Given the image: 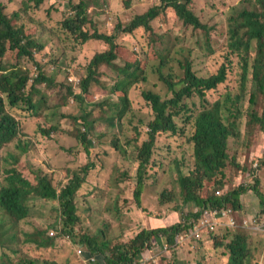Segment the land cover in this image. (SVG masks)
<instances>
[{"label":"rangeland","instance_id":"rangeland-1","mask_svg":"<svg viewBox=\"0 0 264 264\" xmlns=\"http://www.w3.org/2000/svg\"><path fill=\"white\" fill-rule=\"evenodd\" d=\"M255 1L194 0L193 8L204 23L215 28L212 37L223 45L228 39L229 18L243 7H253ZM92 2L95 6L89 9L90 18L100 31L110 34L114 33L119 22L126 24L136 15L144 14L153 5L159 4L158 0H133L131 7L127 8L123 0ZM0 3L6 5L5 13L13 19L14 25L24 28L37 43L44 46L43 50L34 51L33 60L24 58L19 65V68L23 69L22 72L28 75L27 93L30 94V91L36 88L48 98L54 97L57 91L48 90V94V85L36 82L40 76L45 75L49 78L56 77L57 83H69L74 87L75 94H80L81 79L76 75V71L80 74H83L82 71L86 72L85 65L97 53L105 50L107 45L95 40L82 44L63 29L62 22L71 16L69 0H46L38 9L30 0H0ZM154 26L158 34L165 35L158 42V49L160 53L168 54L170 64L165 69H160V60L148 61L144 72L147 79L129 90L130 105L121 118L118 114L119 107L114 106L120 102L113 90L117 80L116 73L108 69L104 72L102 84L94 85L89 96L85 98L84 109L76 101V95L69 101L67 108L52 109L45 113L41 109L43 111L40 115L31 114L30 106L26 102L17 108H11L24 126L21 130L23 135L18 139L36 145L33 148L29 147V151L23 157L30 167L27 172L28 178L32 181H37V175L46 174L56 186L62 187L75 171H81L88 162H94V166L86 177L87 181L77 192L80 219L73 226L74 234L60 235L65 229V221L60 217L59 202L35 198L31 201L30 217L19 225L21 233L14 246V250L20 248L19 252L14 253L0 247V264L20 263L19 260L23 256L36 260H53L60 264H86L78 256L80 249L88 251L87 246L81 243L82 234L100 240L107 239L116 244L121 239L123 242L124 239L133 238L143 227L169 226L181 220L182 212L174 208L178 201H170L163 205L160 202V194L166 189H176L180 201L181 172L188 174L195 164L194 144L190 141L192 127L185 123L183 118L179 119V122L181 126H186L184 136L171 135L168 132L158 135L146 176L141 207L135 199L139 168L137 146H141L148 139L149 123L155 117L154 110L143 99L142 92L152 91L160 94L163 99L172 98L174 94L162 80L161 71L165 75L173 73L177 77H183L181 63L187 57L194 61L195 71L201 77H209L220 64L213 62L212 52L207 46L204 34L184 25L172 10L167 14H161ZM90 30L94 32L91 26ZM137 37L123 33L120 35L118 43L123 48L124 55L131 50L143 54L145 45L140 40H144V33L140 32ZM214 46L215 49L220 47L217 44ZM119 64L124 65L122 59H119ZM237 71L238 69H235L234 72H230V84L221 86L220 92L231 90L230 87L238 88L241 70ZM248 86L249 90L255 88L252 80L248 82ZM213 93L217 95L216 92ZM32 98L37 103L41 100L42 94L34 92ZM187 102L191 108H201L198 99L197 106L190 100ZM78 117H81V120L76 123L75 118ZM84 117L90 121V154L74 135L75 128L87 131ZM50 125H57L63 131L54 130L53 134L48 136L43 133V129L50 128ZM241 129V137L231 138L229 142V165L226 171L229 187L243 183L253 186L258 183L259 178L257 188L264 194V131L256 128L257 137L250 140V132L244 120ZM11 150L16 153L22 151L14 144L3 151L6 155ZM235 159L242 167L233 164ZM11 164L2 161L0 168L10 167ZM178 166H181V171ZM0 182H4V178L0 177ZM241 200L243 202L241 209L230 207L238 225L240 223L236 228L245 227L252 233L264 236L263 231L250 228L251 225H256L264 229L263 198L254 189H250L242 195ZM181 206L185 214L199 210L193 203H182ZM246 219L249 220L248 224L245 223ZM225 222L226 220L218 228L222 225L228 226ZM47 228L48 236L56 238L54 247L40 249L34 244L24 242L25 234ZM69 229H72L71 225ZM260 238L256 237L255 242ZM163 241L165 239H161V247L158 248L160 242L158 239L155 240L151 251L145 254V257H152L147 264H223L225 261L222 248L215 247L214 239L208 245L200 244L199 240L195 239L187 240L183 243L184 246L175 248L171 245L168 250L164 248ZM262 258L264 259V253Z\"/></svg>","mask_w":264,"mask_h":264},{"label":"trees","instance_id":"trees-1","mask_svg":"<svg viewBox=\"0 0 264 264\" xmlns=\"http://www.w3.org/2000/svg\"><path fill=\"white\" fill-rule=\"evenodd\" d=\"M45 1L30 0L37 9ZM94 1L101 2V0ZM132 1L123 0L127 8L131 7ZM158 1L159 4L153 5L144 14L136 15L128 23L119 22L114 33L110 34L100 31L94 20L90 18L89 9L95 6L92 0L79 2L69 0L71 16L62 22L63 29L70 32L82 44L95 40L105 43L107 47L85 65L86 72L82 71L83 74H80L76 71V75L81 79L80 94L76 95L74 87L69 83H57L56 77L40 76L36 82L46 83L48 94V90L57 91L52 98H48L36 88H33L30 94L27 93L28 75L22 72L23 69L19 68V65L24 58L33 60L34 51L43 50L44 46L37 43L24 28L14 25L13 19L5 13L6 5L0 3V162L12 163L10 167L0 168V177L4 178V182H0L1 248L9 249L14 253L19 252L20 248L14 250L21 233L19 225L30 217L31 201L35 198L59 202L60 217L65 221V229L60 235H73V226L80 219L77 192L87 181L86 177L94 166V162H88L81 171L79 170L80 172L75 171L62 187L56 186L46 174L37 175V181H32L28 178L30 167L23 157L36 145L18 139L23 135L21 130L24 126L11 108H17L26 102L30 106L31 114L40 115L43 110L45 113L52 109L67 108L69 101L76 95V101L84 109L85 98L89 96L94 85L102 84V77L108 69L116 73L117 80L113 90L120 101V106L117 104L114 106L119 107L118 114L121 118L130 105L129 90L147 79L144 72L148 61L160 60V69H165L170 64L168 54L160 53L158 49V42L165 35L158 34L154 26L157 18L161 14H167L169 10H172L184 25L191 26L204 34L207 46L212 52L213 62L220 64L209 77H201L195 71L194 61L191 57H187L181 63L183 77H177L173 73L165 75L161 71L162 80L174 94L172 98L163 99L160 94L152 91L142 92L143 99L152 107L155 117L149 123L148 139L141 146H137L139 168L135 199L141 207L146 176L158 135L168 132L171 135L184 136L186 126H181L179 122V119L183 118L185 123L192 127L190 141L194 144L195 164L188 174L181 172L180 201L176 189H166L160 194V202L163 205L170 201H178L174 208L182 212L180 214L182 218L169 226L143 227L133 238L124 239L123 242L121 239L116 244L107 239L100 240L82 234L81 243L87 246L88 251L84 250L83 256H80L81 254L78 256L86 264H89L87 260L91 258H96L97 264H134L151 251L157 239L160 244L161 239H165L163 245H167L168 249L171 245L175 248L184 246L177 243V236L189 231L193 224L192 220H197L207 209L233 207L239 210L243 207L242 195L250 189H254L264 201V194L257 188L260 183L259 178H257L258 183L253 186L243 183L231 188L226 172L229 165V142L231 138L241 137L243 120L250 132V140L256 139V128L264 131V0H256L253 7H243L229 18L228 39L223 45L212 37L215 28L204 23L196 14L193 8L194 0ZM90 26L94 28L93 33ZM140 32L144 33V40H140L145 45L143 54L131 50L124 55L123 48L118 43L120 35L131 34L138 38ZM215 44L220 46L219 49L213 48ZM119 59L123 60L124 65L119 64ZM235 69H238L237 72L241 70L238 88L230 87L231 90L220 92L221 86L230 84V72H234ZM250 80L255 85L252 90H249L248 86ZM34 92L42 94L41 100L37 103L32 98ZM247 98L249 102L246 107ZM197 99L201 108H191L187 105V100H190L194 106H197ZM84 119L87 131L75 128L74 135L90 154V121L87 117ZM80 120L81 117L75 118L76 123ZM49 127L43 129V133L48 136H51L54 130L63 131L57 125ZM13 144L22 151L16 153L11 150L5 155L3 150ZM117 147L122 148V146ZM233 164L242 167L236 159L233 160ZM178 167L181 171V166ZM218 191L221 193L218 194ZM182 203H193L199 210L185 214L181 209ZM70 225L72 229H69ZM236 227V230H233L231 226L222 225L216 232H206L205 237L199 242L208 245L214 239L215 247L222 248L221 252L225 259L223 264H263L264 236L252 233L245 227ZM226 229L228 231L225 232ZM48 234L49 228L38 229L34 233L25 234L24 242L34 244L40 249L52 248L55 246L56 238H50ZM256 237H261L258 242H255ZM5 257L8 258V255L5 254ZM19 262L17 264H60L57 261L36 260L29 256H23Z\"/></svg>","mask_w":264,"mask_h":264},{"label":"built area","instance_id":"built-area-1","mask_svg":"<svg viewBox=\"0 0 264 264\" xmlns=\"http://www.w3.org/2000/svg\"><path fill=\"white\" fill-rule=\"evenodd\" d=\"M220 193L221 192L218 191V194H220ZM225 220H226L225 223L228 226H231L233 228L238 226L237 218L233 214V209H231L230 207H224L222 209H207L201 217H199L197 220H194L192 222L193 224H192L191 229H189V231H187L185 233H180L177 236L178 237L177 243L183 244V243H185V241L193 240V239L202 240L205 237L204 235L206 234V232L217 230L218 226L220 224H223V222ZM245 223L248 224L249 220L246 219ZM250 228H252L254 230L263 231V233H264V229L260 228L259 226L251 225ZM163 246L165 249L168 250L167 245L164 244ZM159 247H161V244L158 246V248ZM79 254L83 255L84 250L80 249ZM151 258L145 257V255H144L141 260L137 261L134 264H147V261H149ZM87 262L89 264H97L98 261L96 258H91V259L87 260Z\"/></svg>","mask_w":264,"mask_h":264}]
</instances>
